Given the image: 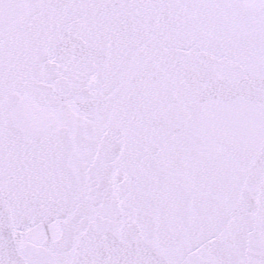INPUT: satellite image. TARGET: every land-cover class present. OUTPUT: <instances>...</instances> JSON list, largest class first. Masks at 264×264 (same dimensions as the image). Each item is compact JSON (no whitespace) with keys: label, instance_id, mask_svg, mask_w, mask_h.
<instances>
[{"label":"snow or ice","instance_id":"1","mask_svg":"<svg viewBox=\"0 0 264 264\" xmlns=\"http://www.w3.org/2000/svg\"><path fill=\"white\" fill-rule=\"evenodd\" d=\"M0 264H264V0H0Z\"/></svg>","mask_w":264,"mask_h":264}]
</instances>
